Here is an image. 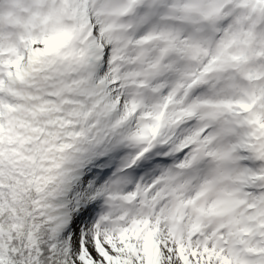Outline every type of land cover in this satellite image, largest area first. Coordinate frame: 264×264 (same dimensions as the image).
Masks as SVG:
<instances>
[{"label":"snow or ice","instance_id":"1","mask_svg":"<svg viewBox=\"0 0 264 264\" xmlns=\"http://www.w3.org/2000/svg\"><path fill=\"white\" fill-rule=\"evenodd\" d=\"M0 264H264V0H0Z\"/></svg>","mask_w":264,"mask_h":264}]
</instances>
